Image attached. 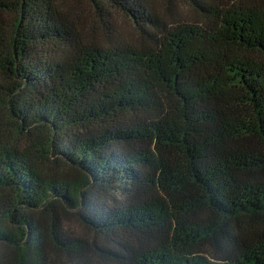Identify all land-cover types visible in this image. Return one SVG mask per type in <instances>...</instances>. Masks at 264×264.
Masks as SVG:
<instances>
[{
    "label": "trees",
    "instance_id": "obj_1",
    "mask_svg": "<svg viewBox=\"0 0 264 264\" xmlns=\"http://www.w3.org/2000/svg\"><path fill=\"white\" fill-rule=\"evenodd\" d=\"M90 1L0 0V264H264V0Z\"/></svg>",
    "mask_w": 264,
    "mask_h": 264
},
{
    "label": "rangeland",
    "instance_id": "obj_2",
    "mask_svg": "<svg viewBox=\"0 0 264 264\" xmlns=\"http://www.w3.org/2000/svg\"><path fill=\"white\" fill-rule=\"evenodd\" d=\"M166 15H180L188 13L181 0H150ZM64 10L76 31L82 36L99 40L100 44L108 47L112 45L128 44L137 39V32L131 22L120 13L110 8H95L90 0H60ZM177 18V17H176ZM64 227L73 235L91 240V236L77 225L76 218L68 216L64 220Z\"/></svg>",
    "mask_w": 264,
    "mask_h": 264
}]
</instances>
